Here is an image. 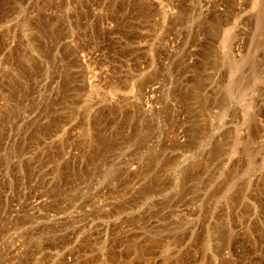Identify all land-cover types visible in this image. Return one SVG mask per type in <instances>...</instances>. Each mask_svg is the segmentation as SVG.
<instances>
[{"label": "rangeland", "instance_id": "1", "mask_svg": "<svg viewBox=\"0 0 264 264\" xmlns=\"http://www.w3.org/2000/svg\"><path fill=\"white\" fill-rule=\"evenodd\" d=\"M0 264H264V0H0Z\"/></svg>", "mask_w": 264, "mask_h": 264}]
</instances>
